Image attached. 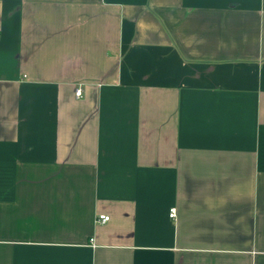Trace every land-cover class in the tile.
<instances>
[{
	"label": "crops",
	"instance_id": "1",
	"mask_svg": "<svg viewBox=\"0 0 264 264\" xmlns=\"http://www.w3.org/2000/svg\"><path fill=\"white\" fill-rule=\"evenodd\" d=\"M0 264H264V0H0Z\"/></svg>",
	"mask_w": 264,
	"mask_h": 264
},
{
	"label": "built area",
	"instance_id": "2",
	"mask_svg": "<svg viewBox=\"0 0 264 264\" xmlns=\"http://www.w3.org/2000/svg\"><path fill=\"white\" fill-rule=\"evenodd\" d=\"M83 96H84L83 88L79 86V87L76 89V98H77V99H81V98H83ZM176 216H177V211H176V209L173 208V209L170 211V217H171V218H176ZM109 220H110V217H109L108 215H100V216L98 217V219H97V221H98L99 223H102V224L107 223Z\"/></svg>",
	"mask_w": 264,
	"mask_h": 264
}]
</instances>
